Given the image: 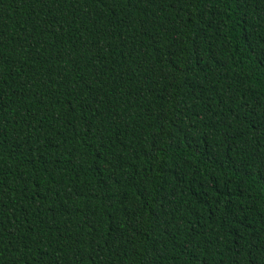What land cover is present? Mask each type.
Wrapping results in <instances>:
<instances>
[{"label": "trees", "instance_id": "obj_1", "mask_svg": "<svg viewBox=\"0 0 264 264\" xmlns=\"http://www.w3.org/2000/svg\"><path fill=\"white\" fill-rule=\"evenodd\" d=\"M0 264H264V0H0Z\"/></svg>", "mask_w": 264, "mask_h": 264}]
</instances>
